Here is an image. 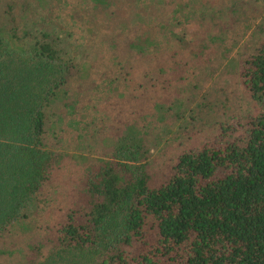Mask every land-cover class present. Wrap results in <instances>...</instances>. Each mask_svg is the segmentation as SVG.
<instances>
[{
    "label": "trees",
    "instance_id": "16d2710c",
    "mask_svg": "<svg viewBox=\"0 0 264 264\" xmlns=\"http://www.w3.org/2000/svg\"><path fill=\"white\" fill-rule=\"evenodd\" d=\"M89 1L148 22L100 80L96 49L119 45L110 16L87 26L94 43L61 22L65 0H0V264H264V35L232 64L246 99L237 120L223 102L206 127L187 119L205 105L195 100L212 103L189 77L227 29L246 27L252 0ZM109 105L111 132L81 130ZM183 126L196 141L179 138ZM162 132L177 142L156 182L150 141Z\"/></svg>",
    "mask_w": 264,
    "mask_h": 264
},
{
    "label": "rangeland",
    "instance_id": "374dc122",
    "mask_svg": "<svg viewBox=\"0 0 264 264\" xmlns=\"http://www.w3.org/2000/svg\"><path fill=\"white\" fill-rule=\"evenodd\" d=\"M15 1L16 3L20 2V0ZM62 1L63 0H61V2ZM239 1L241 2L242 0ZM34 2H37V0H34ZM61 2L56 3V5L59 7ZM241 7L245 9L243 10V12L245 11L244 15L249 16V22H247L246 27L243 28V26H241L238 30L235 31L227 29V32L223 35L224 39L222 41L218 40L212 43L218 45H215L212 50H209L208 52L212 55H209V57L207 56L206 58L211 59L210 62L202 65L200 70L197 69L195 73L191 77H189V83H191L196 88H200L201 93L211 92L210 98L212 100V103L214 102L213 104L211 103L209 104V106H207L206 99L208 97L195 100L198 101L200 105L205 102V105L201 107V113H199V117L194 115L187 118L188 122H192L193 125L201 124V127H206L207 124H209L212 120L215 119L213 116L215 114L213 109H217L219 112L221 109L217 107V105L222 104V102L226 106L224 112L229 114L230 116H234V120H237L238 116H240V113L243 111L241 108V103L246 99L243 96V91L240 90L241 85L239 81L236 80V78L232 75V71H234L232 64L234 63V60L241 54L246 55L252 49V47L256 45L258 39L262 35H264V0H252L249 2V4L245 2L241 5ZM64 12L66 13L64 15L66 19H63V21L61 22L67 23L72 21V23H74L75 25L82 26L83 28L81 31L85 33V35L82 37L84 39H90L91 41H94V43H96V41L100 42L99 39L96 38L99 36L98 34H100V32L91 35L90 31L87 30V26H91L93 24V21L95 20L103 21L106 17L109 16L111 17V20L116 22V24L113 26V31L111 30V32H116V39L119 40L117 42L119 44L117 48L108 50L107 45H104L102 46V49L100 46V49H96L95 51V54H97V56L101 51H103V54L100 55L99 61L96 62V72L93 73L92 68V75H96L98 80L103 77L104 73L102 72V69L104 64L108 62L112 63V60L110 58L112 55H114L113 60H115V58L118 56L113 51L118 50L123 52L122 47L132 36V33L135 34L145 29L144 27H148V22H146L147 17L143 19V23L145 24L143 27L139 25L137 20L132 21V13L130 12V9L128 7L116 10V16L114 17V14L111 9L106 8L105 11H102L93 8L92 3L89 0H65ZM260 25H262L263 27L261 29H258ZM105 30L108 31L110 29L105 28ZM93 36L95 38H92ZM116 39L114 38L113 42H116ZM224 44L229 46L228 50L222 47ZM220 49H224V53H222ZM138 70V72H141V68L138 67ZM86 87H88L89 90L91 88V86L88 84H86ZM104 91V89H100V91L96 92ZM93 92L94 90H92L91 88L90 94H93ZM150 92L152 93L153 90H150ZM82 100L84 101L85 99L83 98ZM109 106L113 108L109 112V115H103L102 117L96 115L94 121L87 125L89 126L88 128H85V126L83 125L86 123L79 122V125L82 126L81 130L85 129L86 132L91 133L92 128H104V131L102 133L107 135L110 131L108 126L109 124L113 123L112 115L114 114V109H116L112 105ZM58 110L59 109L55 110L56 113H58ZM49 114L50 118L52 119L53 113L51 114V112H49ZM54 117L55 115L53 116V118ZM86 117L91 118L93 116L91 114H88ZM58 123L61 134L64 136V139L68 141L69 138H73L69 131L75 132V129L66 127L64 123L60 122V120H58ZM181 123L184 124L185 122L181 121ZM183 129L185 131L179 138H182L185 132H192V141L190 142L189 138L187 137L185 142L193 143L197 140L195 134H193L194 132L191 126H183ZM151 130V134L153 136V131H156L157 128L155 130L151 128ZM56 131L57 130L53 131V133H55ZM160 131H163V129L161 128ZM240 131L241 128L238 127L236 133H239ZM187 133L186 135H188ZM160 134L162 135V137L154 136L151 137L150 141L151 153L149 154V159L152 158V160L149 162L148 170L150 172V175L153 176L156 182H159L167 176L169 169H167L166 160L169 161L170 158H174L171 154L172 151L170 149L172 148V145L177 142V140L172 137L171 132H162ZM55 142L58 146H60L58 147V149L60 150H64V148L66 147L65 142H63V140L62 143L59 142V140H55ZM190 143H186V146H189ZM166 145L168 146L166 147ZM82 173H80L78 177ZM77 178L75 180H77ZM68 188H70V186ZM59 197L63 198L61 201H59V203H63L64 197H66V199L69 198V200H72L71 194L66 195L62 193Z\"/></svg>",
    "mask_w": 264,
    "mask_h": 264
}]
</instances>
